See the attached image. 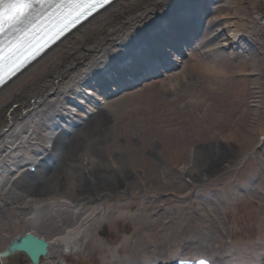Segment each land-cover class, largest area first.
Returning <instances> with one entry per match:
<instances>
[{"label": "bare ground", "instance_id": "bare-ground-1", "mask_svg": "<svg viewBox=\"0 0 264 264\" xmlns=\"http://www.w3.org/2000/svg\"><path fill=\"white\" fill-rule=\"evenodd\" d=\"M185 33L192 39L189 47L181 40ZM243 44L255 56H248ZM170 48H178L180 55ZM159 60L171 69L163 70ZM236 61L239 81L251 82L248 130L215 143L195 170L183 168L193 192L165 199L157 211L137 214L138 225L126 239L137 257L121 264H264L263 244L236 249L230 233L213 218L218 203L251 190L253 177L224 183L238 167L236 155L257 153L264 164V0H118L7 83L0 89V213L16 206L34 217L44 204L53 211H71L62 233L48 241L45 259L54 246L71 253L75 239L104 210L101 200L130 179L126 162L98 158L90 150L103 125L92 117L98 102L149 73L171 91L172 76L185 77L189 62L201 73L200 85L206 76L222 81ZM76 127L74 143L58 130ZM59 153L63 156L55 168L38 170ZM34 167L35 175L27 170ZM217 181L222 185L200 192L202 185ZM13 188L19 194L4 199ZM85 202L96 206L84 209ZM36 230L33 221L27 233L37 236ZM8 262L0 259V264Z\"/></svg>", "mask_w": 264, "mask_h": 264}, {"label": "rangeland", "instance_id": "rangeland-1", "mask_svg": "<svg viewBox=\"0 0 264 264\" xmlns=\"http://www.w3.org/2000/svg\"><path fill=\"white\" fill-rule=\"evenodd\" d=\"M243 45L248 56H255ZM193 65L189 62L185 77L172 76L171 91H164L152 80L102 99L103 104L94 110L92 117L95 115L103 125L91 140L90 150L98 158L126 162L130 179L123 189L101 200L99 205L104 210L96 215L89 231L75 239L76 248L71 253L65 246H54L44 264H121L124 258H136L137 253L126 239L138 225L137 214L157 211L165 199L193 192L195 187L186 179L183 168L195 170L197 161L215 143L248 130L252 121L251 82L239 81L235 74L237 61L229 66V77L215 82L206 76L201 85V73ZM78 130L74 129L70 143L76 141ZM235 161H239L238 167L230 171L224 183L236 185L253 177L251 190L239 193L231 202L218 203L213 218L230 233L236 249L264 245V164L259 162L257 153L245 151L236 155ZM66 163L64 159L62 167ZM219 183L202 185L199 190L206 194ZM18 194L13 188L10 194L5 192L4 199ZM92 206L96 204L85 202L84 209ZM116 212L127 215L119 216ZM70 213L53 211L46 204L34 217L23 215L16 206L0 213V252L13 238L26 234L33 221L37 236L52 240L62 233L64 220ZM8 261V264H30L23 255Z\"/></svg>", "mask_w": 264, "mask_h": 264}, {"label": "snow or ice", "instance_id": "snow-or-ice-1", "mask_svg": "<svg viewBox=\"0 0 264 264\" xmlns=\"http://www.w3.org/2000/svg\"><path fill=\"white\" fill-rule=\"evenodd\" d=\"M108 0H0V83ZM40 11H37V10Z\"/></svg>", "mask_w": 264, "mask_h": 264}, {"label": "water", "instance_id": "water-1", "mask_svg": "<svg viewBox=\"0 0 264 264\" xmlns=\"http://www.w3.org/2000/svg\"><path fill=\"white\" fill-rule=\"evenodd\" d=\"M62 138L65 136L62 135ZM49 243L33 233L14 238L6 250L0 253V259L24 255L31 264H39L48 254Z\"/></svg>", "mask_w": 264, "mask_h": 264}]
</instances>
